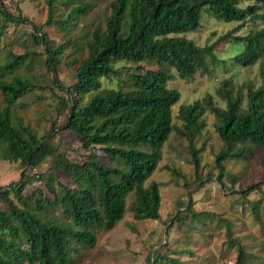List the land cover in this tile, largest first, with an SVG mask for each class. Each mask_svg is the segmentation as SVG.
I'll list each match as a JSON object with an SVG mask.
<instances>
[{
  "label": "trees",
  "instance_id": "obj_1",
  "mask_svg": "<svg viewBox=\"0 0 264 264\" xmlns=\"http://www.w3.org/2000/svg\"><path fill=\"white\" fill-rule=\"evenodd\" d=\"M45 1L48 18L40 25L33 23L31 37L44 48L45 63L53 73L57 117L43 135L16 109L38 84L15 72L39 53L11 51L0 64L1 77L13 74L11 80L0 79L4 100L0 104V156L19 161L23 167L17 181L0 185V264H73L83 247L95 245L96 230H111L124 218L131 194L135 219H160L161 184L146 182L158 168L165 143L177 130L173 106L181 92L169 86L174 72L192 80L200 71H209V59L225 63L215 53L224 40L235 49V64L248 67L264 60V1L246 5L251 0H111L104 22L86 35L59 44L45 27L59 25L69 30L79 16L92 9L95 0ZM205 11L238 24L214 43L200 46L183 34L199 30ZM7 22L27 23L29 18L0 4L1 26ZM246 27V32L239 33ZM63 62L73 70V81L67 85L58 78ZM104 78L115 84L104 86ZM227 82L218 90L226 106H220L212 94L182 104L179 117L183 127L178 131L192 142L206 126L205 113L216 116V130L223 141L216 156L218 179L223 187L226 181L231 183L230 193L248 200L252 215L262 221L264 205L248 196L262 190L263 183L235 189L240 176L227 170L225 161H251L264 148V87L249 84L245 100ZM62 112L66 119L60 124ZM57 134L76 138L88 151L70 157L68 148L55 143ZM191 152L197 174L194 183L202 182L200 150ZM45 163L48 165L41 171ZM171 171L184 177L176 168ZM193 203L191 195L180 202L168 221L167 238L175 224L178 230L188 228L203 234L205 226L216 222L218 228L225 226L228 249L237 252L235 264H249L256 258L242 237L235 235L233 220L197 210ZM183 237L190 240L192 235L185 232ZM159 245H152L148 264H186L174 255L179 249H172L169 239ZM206 264H218V257H210Z\"/></svg>",
  "mask_w": 264,
  "mask_h": 264
},
{
  "label": "rangeland",
  "instance_id": "obj_2",
  "mask_svg": "<svg viewBox=\"0 0 264 264\" xmlns=\"http://www.w3.org/2000/svg\"><path fill=\"white\" fill-rule=\"evenodd\" d=\"M111 0H95V5L85 15L79 16L75 25L65 30L59 25L45 27L50 37L56 44L65 42L74 36L88 34L98 23L104 22V14L109 11ZM264 0H251L248 3H260ZM11 13L19 14L29 18V22H7L3 28L0 23V64H3L8 54H24L26 51L34 50L39 54L27 66L18 69L15 74L32 78L38 86L31 89L17 106V113L29 123L39 135H43L51 125V119L57 117L55 109L56 97L51 88L53 73L48 70L45 63L44 48L34 44L31 34L34 33L33 23L38 25L45 23L48 18V6L45 0H0ZM20 11V12H19ZM64 17V16H63ZM61 16V18H63ZM238 22H225L205 11L203 13L202 25L196 32L183 34L192 39L200 46L214 43L220 36L233 29ZM248 27L242 29L246 32ZM237 33V34H239ZM229 40L220 42L215 53L225 63H215L208 60L209 71L202 70L192 80H184L175 71V79L169 82V86L177 88L181 92L180 100L173 106L174 130L162 150V159L156 171L147 180L146 185L152 181L161 184V218L152 220H137L130 210V203L134 195L128 199L129 208L124 218L111 230H96L97 240L92 247H83L81 256L73 264H148V254L152 245L160 247L159 242L169 239L172 249H179L174 255L186 264H206L207 259L218 257V264H235L237 252L228 249L225 226L218 228L216 222L209 223L203 228L206 231L198 234L193 229L178 230L176 225L172 228L169 238V221L177 212L180 202L192 196L194 207L197 210H209L233 220L235 235H240L246 248L257 256L249 264H264V218L257 220L251 212L248 200L230 193L232 184L226 181L225 187L218 179L219 171L216 167V156L223 146V141L216 130V116L207 111L204 115L206 126L196 135L192 142L183 136L178 128L183 127V121L179 117L182 104H192L206 95L212 94L214 100L222 107L226 102L222 100L218 90L226 80L227 86L233 92H242L243 98L247 99L248 85L264 87V60L254 65L244 67L235 64L232 56L235 53L233 45ZM119 64H122L119 63ZM149 67V66H148ZM72 68L63 62L59 66L58 78L61 84L73 81ZM13 74L6 75L0 79L11 80ZM104 86H112L114 80L103 79ZM61 93L58 89H55ZM0 104H4L3 95L0 90ZM66 119V112H62L58 122L62 124ZM55 143H60L68 148L70 157H80L88 150L76 138L57 134ZM70 146V147H69ZM200 150V175L203 181L195 182L197 174L193 163L191 149ZM226 169L239 175L240 179L235 184V189L242 190L249 186L262 182V190L249 193L248 198L252 201L258 200L264 205V148H262L251 161L227 159ZM47 163L40 169L43 171ZM171 168L178 169L184 177L176 176ZM23 167L19 161H9L0 156V185H7L17 181ZM189 183V186L185 185ZM32 188V186L30 187ZM229 193V194H228ZM169 221V222H168ZM192 235L191 239L183 237V233ZM185 249V251H182ZM187 249L193 253L186 252ZM182 251V252H180Z\"/></svg>",
  "mask_w": 264,
  "mask_h": 264
}]
</instances>
